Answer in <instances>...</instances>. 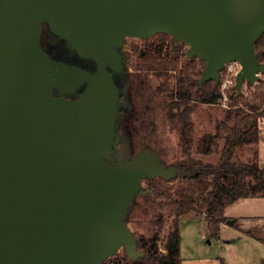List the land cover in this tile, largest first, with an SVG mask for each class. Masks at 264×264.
I'll return each instance as SVG.
<instances>
[{
    "label": "water",
    "instance_id": "95a60500",
    "mask_svg": "<svg viewBox=\"0 0 264 264\" xmlns=\"http://www.w3.org/2000/svg\"><path fill=\"white\" fill-rule=\"evenodd\" d=\"M42 24L94 68L53 60ZM155 34L205 63L199 86L218 84L229 61L241 65L237 91L264 75V0H0V264H104L120 249L143 257L127 208L143 180L180 171L150 150L107 158L125 100L117 48Z\"/></svg>",
    "mask_w": 264,
    "mask_h": 264
},
{
    "label": "trees",
    "instance_id": "16d2710c",
    "mask_svg": "<svg viewBox=\"0 0 264 264\" xmlns=\"http://www.w3.org/2000/svg\"><path fill=\"white\" fill-rule=\"evenodd\" d=\"M42 48L51 57L44 45ZM186 50L184 43L165 34L131 43L130 61L136 74V87L146 93L147 100L141 118L151 135L157 138V114L164 111L167 119L177 126L182 156L189 157L193 152L209 155L221 141L219 158L214 164L195 162L191 168L181 166L183 174L171 185L161 178L147 179L148 186L137 194L143 205L141 216L149 223L147 235L140 234L136 239L143 257L131 260L122 250L104 264H181V217L193 212L204 214L209 238L218 239L221 225L237 228L234 220L224 216L226 207L242 198L264 197V169L257 152L248 162L235 159L238 149L259 141L258 121L264 116V75L256 83L247 84L250 97H243V93L234 88L231 91L234 103L224 109L225 115L216 122L214 132L205 133L194 141L190 117L193 108L199 104L215 106L221 94L219 84L214 81L197 84L204 67L201 60L188 58ZM255 50L260 63L264 64V34L257 40ZM153 78L156 84L152 83ZM238 97L242 98L235 101ZM126 129L124 117H118L116 131ZM165 215L172 217V222L161 248L160 232ZM245 234L254 238L250 231Z\"/></svg>",
    "mask_w": 264,
    "mask_h": 264
},
{
    "label": "rangeland",
    "instance_id": "374dc122",
    "mask_svg": "<svg viewBox=\"0 0 264 264\" xmlns=\"http://www.w3.org/2000/svg\"><path fill=\"white\" fill-rule=\"evenodd\" d=\"M154 36L156 34L146 39H151ZM144 40L128 37L117 48V52L122 55L123 68L121 72L114 73V81L118 87L119 96H123L125 99L122 109L126 111L130 121L127 123V129L123 135L116 138L107 160L117 164L132 158L141 151L150 150L166 166L174 167L180 171L175 178L166 181L168 185H171L176 182L179 175L183 174L181 166L191 168L195 162L216 163L222 142L220 141L215 151L209 155L193 152L189 157L182 156L177 126L167 119L164 111H159L157 114V138L151 135L147 123L141 118L147 105L146 93L138 91L136 87V74L131 67L129 52L132 42L141 43ZM40 43L47 48L53 60H62L86 69L94 68L91 61L79 58L71 49L67 48L65 42L51 33L46 24L41 26ZM185 47L187 46L185 45ZM201 67H205L203 61ZM152 83L156 84L157 80L153 78ZM224 115L225 110L218 105H196L190 115L194 126V141H197L205 133L214 132L216 122L223 119ZM260 138L262 139L257 144L246 145L238 149L235 159L248 162L252 159L253 154L259 151L261 154L260 166H262L264 164V127H261ZM147 186L148 181L145 179L141 184L142 191ZM142 210L141 199L136 195L125 214L127 216L125 221L133 234L136 232L134 234L136 239L140 234L147 235L148 233L149 223L145 216H141ZM224 215L228 219L234 220L237 228L222 227L218 239L209 238L204 214L193 212L179 219L182 264H264V197L242 198L226 207ZM171 222L172 217L165 215L164 225L160 232L159 246L161 248L165 235L171 228ZM248 230L254 235V238L245 234V231ZM229 239H232L230 243H226L225 241ZM122 250L124 249H120L118 252L121 253Z\"/></svg>",
    "mask_w": 264,
    "mask_h": 264
},
{
    "label": "built area",
    "instance_id": "2783aa9c",
    "mask_svg": "<svg viewBox=\"0 0 264 264\" xmlns=\"http://www.w3.org/2000/svg\"><path fill=\"white\" fill-rule=\"evenodd\" d=\"M240 70L241 65L238 61H229L224 64L222 70L220 71V79L218 84L221 97L217 105L223 109H229L230 105L234 103V100L231 98V91L235 88L236 75ZM239 92H242L243 97L245 98L250 97L251 95V92L245 82L242 83ZM241 98L242 97H238V99L235 101H240ZM258 123L260 127H264V116L259 119Z\"/></svg>",
    "mask_w": 264,
    "mask_h": 264
},
{
    "label": "flooded vegetation",
    "instance_id": "af4514ba",
    "mask_svg": "<svg viewBox=\"0 0 264 264\" xmlns=\"http://www.w3.org/2000/svg\"><path fill=\"white\" fill-rule=\"evenodd\" d=\"M120 97H123V96H120ZM124 103H125V100H124ZM124 103H122L121 106H120V108H119V117H120V116L124 117L125 124H127L130 120H128L129 117H128V115L125 113L126 111H125L124 109H122V106H123ZM127 125H128V124H127ZM123 133H124V131H118V132H117V137H119V136L121 137V135H123Z\"/></svg>",
    "mask_w": 264,
    "mask_h": 264
},
{
    "label": "crops",
    "instance_id": "0c3cea01",
    "mask_svg": "<svg viewBox=\"0 0 264 264\" xmlns=\"http://www.w3.org/2000/svg\"><path fill=\"white\" fill-rule=\"evenodd\" d=\"M262 138H260L259 137V140H261ZM259 142V141H258ZM257 154H258V161H259V164H260V162H261V154H260V152L258 151L257 152ZM263 169H264V164H262V166H261ZM225 216V215H224ZM226 217V216H225ZM224 226H226V227H229V226H227V225H223V226H221V228H220V233H221V229H222V227H224ZM232 228V227H231ZM233 229V228H232ZM249 231V230H248ZM220 233H219V235H220ZM249 237V236H248ZM252 238V237H251ZM232 239H229V240H226L225 242L226 243H230V241H231ZM180 242H181V240H180ZM180 258H181V255H180ZM181 264H182V258H181Z\"/></svg>",
    "mask_w": 264,
    "mask_h": 264
}]
</instances>
